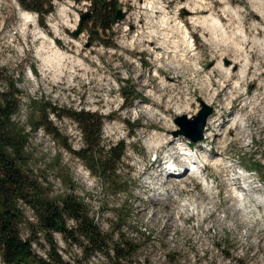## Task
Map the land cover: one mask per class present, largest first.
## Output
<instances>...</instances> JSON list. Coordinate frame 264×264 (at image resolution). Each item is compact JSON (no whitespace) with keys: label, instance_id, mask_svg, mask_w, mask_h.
Instances as JSON below:
<instances>
[{"label":"rangeland","instance_id":"obj_1","mask_svg":"<svg viewBox=\"0 0 264 264\" xmlns=\"http://www.w3.org/2000/svg\"><path fill=\"white\" fill-rule=\"evenodd\" d=\"M57 1L42 21L38 14L26 21L15 0H0V91L10 80L22 91L13 118L23 123L31 98L106 116L103 143L127 144L119 170L129 176V188L107 193L41 128L30 132L31 166L53 183L54 193L64 189L54 166L66 167L104 231L115 225L112 207L127 204L122 230L138 244L129 264H264V201L231 198L228 184L245 171L261 185L264 200V171L246 166L252 156L264 165V0H119L124 17L113 25L110 47L91 43L85 31L72 33L90 0ZM127 81L134 97L125 99ZM202 102L211 109L202 138L175 134L181 130L176 119L193 121ZM237 114L244 127L232 124ZM49 118L74 149L82 145L75 121ZM177 140L199 164L207 156L221 163L190 174ZM169 161L182 173L170 175ZM206 181L215 187L210 194ZM191 200L202 201L200 213ZM54 236L71 264H107L99 253L80 259L76 246ZM33 248L45 255L36 243Z\"/></svg>","mask_w":264,"mask_h":264},{"label":"trees","instance_id":"obj_2","mask_svg":"<svg viewBox=\"0 0 264 264\" xmlns=\"http://www.w3.org/2000/svg\"><path fill=\"white\" fill-rule=\"evenodd\" d=\"M26 10L35 11L43 20L53 10L52 0H16ZM119 0H90L88 16L82 22L91 43L114 46V17ZM121 92L132 97L133 87L126 83ZM21 90L13 80L0 91V258L4 264H71L59 251L55 233L69 246H76L82 260L99 253L107 264H129L138 244L122 230L130 216L127 204L112 207L115 225L104 231L95 222L85 197L77 193L78 184L66 167L56 169L64 189L54 193L53 183L31 166L32 153L27 145L31 130L43 129L66 151L79 158L107 193L129 188V176L119 170L126 155V141L103 143L106 116L84 108L55 105L44 98L30 99L26 121L13 118L19 110ZM134 97V96H133ZM132 99V98H131ZM70 118L80 129L82 145L74 149L68 137L49 118ZM29 129H28V127ZM247 168L264 171L261 160L250 157ZM31 211L28 217L25 210ZM33 243L44 248L38 254Z\"/></svg>","mask_w":264,"mask_h":264},{"label":"bare ground","instance_id":"obj_3","mask_svg":"<svg viewBox=\"0 0 264 264\" xmlns=\"http://www.w3.org/2000/svg\"><path fill=\"white\" fill-rule=\"evenodd\" d=\"M58 12L60 13V15H63L65 13V7L64 6H61L59 8ZM19 13H20V17H22L24 20H26V21L32 20V15L29 12H26L25 10L20 9L19 10ZM56 29H57V27H56ZM42 35H44V34H42ZM44 36H45V38H47L46 35H44ZM47 40L49 42H51V44H52V42H53L52 39L50 40L49 37H48ZM54 52L58 53L60 55V58L66 56V54H64V52L61 51V50H59V48H57V47L54 48ZM43 58H45V57H43ZM225 72H229L230 73V70L225 69ZM226 74H228V73H226ZM248 113H249V111H248ZM243 119H244V117L241 114H237V115H235L232 118V124H235V123L237 124L238 123V126L239 127H244L245 126V123H244L245 121L243 122ZM239 138H240V136H239ZM176 143H177V146L176 147L178 148V152L181 153V154H183L186 157V160L188 159L190 161V163H189L190 169H187V172H189L190 174L192 173V175L201 176L199 173L202 171V169L205 166L204 164H206V163H210V162H213V161H214V163L216 161H218L219 163H221V161H220V159L218 157L216 158V157H211V156L209 157V156H207V158H205L206 160H203L204 162H202L201 164H199L197 162L198 161L197 160V156L195 157L193 155V153H191L190 151H187L186 144L184 145L183 142H181L179 140H177ZM165 168L168 171V173H170V175L177 176L174 173H182V169L181 168L180 169H176L175 168V165L172 162H170V161H169V163H166ZM171 173H173V174H171ZM174 178H177V177H174ZM228 178H231V177L229 176ZM228 184L229 185L231 184V186H230L231 187L230 188L231 198H235L238 201H240L241 199H247V201H248L249 198L252 199V200L253 199H256V200H259V201H264L262 199V196L259 194L260 193V189L262 188L261 185L257 181H255L254 179H251V177L247 173H245L244 171H240L236 175H233L232 176V180H229ZM205 188H206V191L208 192V194H210L211 192H213V190H214L215 187H214L213 184H210L208 181H206ZM195 201L196 200H191L190 201V204H189V207H191V206L193 207V212L194 213L195 212L200 213V211L202 210V208L204 207V205H203L202 201H199V202L197 201L196 203H195ZM184 207L186 208V206H184Z\"/></svg>","mask_w":264,"mask_h":264},{"label":"water","instance_id":"obj_4","mask_svg":"<svg viewBox=\"0 0 264 264\" xmlns=\"http://www.w3.org/2000/svg\"><path fill=\"white\" fill-rule=\"evenodd\" d=\"M88 11L83 12L80 15L78 27L72 33L74 35H78L82 32V22L88 16ZM124 17V13L121 9H118L116 15L114 17V22L121 20ZM203 108L192 120L184 121L186 118L183 116L182 118L176 119V123L181 126L180 131H176L175 134L182 133L186 137L190 138L192 141H198L202 138V131L204 129L206 119L211 112V109L208 108L202 102Z\"/></svg>","mask_w":264,"mask_h":264},{"label":"built area","instance_id":"obj_5","mask_svg":"<svg viewBox=\"0 0 264 264\" xmlns=\"http://www.w3.org/2000/svg\"><path fill=\"white\" fill-rule=\"evenodd\" d=\"M57 1V0H56ZM58 2V1H57ZM33 16H36L37 14L36 13H32ZM30 74H31V71H30ZM52 116H53V113H51Z\"/></svg>","mask_w":264,"mask_h":264}]
</instances>
